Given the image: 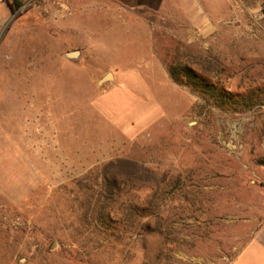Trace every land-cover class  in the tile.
Segmentation results:
<instances>
[{
	"label": "rangeland",
	"instance_id": "374dc122",
	"mask_svg": "<svg viewBox=\"0 0 264 264\" xmlns=\"http://www.w3.org/2000/svg\"><path fill=\"white\" fill-rule=\"evenodd\" d=\"M10 1L0 0V264H235L264 244V0L169 2L167 17L131 16L132 34L101 17L107 0H22L15 12ZM134 17L156 28L167 69L191 64L255 104L223 107L181 86L182 118L135 140L119 134L92 107L105 65L70 54L88 52L78 44L90 46L93 29L113 30L103 45L137 51ZM188 25L191 45L170 32ZM119 160L150 172L146 184L127 181L134 196L151 201L161 183L162 234L101 232L92 208Z\"/></svg>",
	"mask_w": 264,
	"mask_h": 264
},
{
	"label": "crops",
	"instance_id": "0c3cea01",
	"mask_svg": "<svg viewBox=\"0 0 264 264\" xmlns=\"http://www.w3.org/2000/svg\"><path fill=\"white\" fill-rule=\"evenodd\" d=\"M89 1V0H84ZM104 1V0H93ZM111 4H99L102 18H112L124 24L121 32L132 34L130 17L155 14L169 16V2L177 0H107ZM117 7V9H116ZM83 7L78 8L81 10ZM140 17L132 18L138 24L135 43L138 50L122 52L103 45L100 35H111L113 30H91L96 34L90 37V46L78 44L75 59L93 58L105 65L109 80H101L102 86L92 102L94 111L109 123L122 136L135 140L163 121L182 118L184 108H189L187 91L177 85L155 50V30ZM6 20V9L0 4V25ZM130 27V28H129ZM120 28V27H119ZM121 28V29H122ZM118 29V28H116ZM193 26L188 25L181 33L170 30L174 37L191 45L194 39ZM167 33L169 30L163 27ZM78 31V30H77ZM89 31V30H88ZM87 31V32H88ZM100 83V82H99ZM235 264H264V244L256 238L241 253Z\"/></svg>",
	"mask_w": 264,
	"mask_h": 264
},
{
	"label": "trees",
	"instance_id": "16d2710c",
	"mask_svg": "<svg viewBox=\"0 0 264 264\" xmlns=\"http://www.w3.org/2000/svg\"><path fill=\"white\" fill-rule=\"evenodd\" d=\"M23 5L22 0L9 2L12 12L19 10ZM168 71L177 85L189 88L193 94L200 93L214 100L220 106L224 107V104H227L229 107L250 108L255 104L254 96L242 100L236 98L217 84H212L202 77L191 64L178 62L169 66ZM114 168L116 170L129 168L132 171L128 177L107 172ZM149 174L150 172L143 165L129 160H119L106 166L104 188L98 196L95 207L92 208L93 215L96 216L95 219H97L103 234L111 233L110 236L113 237L114 233L127 230L137 238L145 239L149 234L163 233V224L160 218V202L163 199L160 193L161 183H157L156 192L151 201L134 196L131 191H126L125 187L127 181L133 180L146 184L152 179ZM139 199L141 202L138 201ZM149 217L155 218L154 226L145 221Z\"/></svg>",
	"mask_w": 264,
	"mask_h": 264
},
{
	"label": "water",
	"instance_id": "95a60500",
	"mask_svg": "<svg viewBox=\"0 0 264 264\" xmlns=\"http://www.w3.org/2000/svg\"><path fill=\"white\" fill-rule=\"evenodd\" d=\"M71 57H75L76 54H70ZM111 78V75H107L103 80H109Z\"/></svg>",
	"mask_w": 264,
	"mask_h": 264
},
{
	"label": "built area",
	"instance_id": "2783aa9c",
	"mask_svg": "<svg viewBox=\"0 0 264 264\" xmlns=\"http://www.w3.org/2000/svg\"><path fill=\"white\" fill-rule=\"evenodd\" d=\"M264 107V106H263Z\"/></svg>",
	"mask_w": 264,
	"mask_h": 264
}]
</instances>
